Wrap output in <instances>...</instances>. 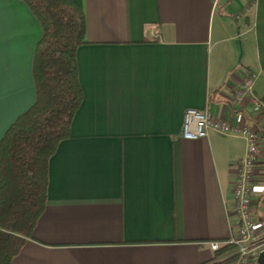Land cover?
I'll list each match as a JSON object with an SVG mask.
<instances>
[{"label":"crops","instance_id":"crops-1","mask_svg":"<svg viewBox=\"0 0 264 264\" xmlns=\"http://www.w3.org/2000/svg\"><path fill=\"white\" fill-rule=\"evenodd\" d=\"M82 100L48 160L44 209L10 264H232L239 136L181 137L187 108L264 134V0H74ZM41 25L0 0V139L35 100ZM253 74L248 93L241 80ZM264 232V137L253 179ZM254 264H259L258 261Z\"/></svg>","mask_w":264,"mask_h":264},{"label":"trees","instance_id":"trees-1","mask_svg":"<svg viewBox=\"0 0 264 264\" xmlns=\"http://www.w3.org/2000/svg\"><path fill=\"white\" fill-rule=\"evenodd\" d=\"M23 1L42 32L32 62L35 100L0 139V264H10L44 209L48 160L69 136L83 97L76 62L85 32L81 8L74 0ZM234 249L227 243L217 252Z\"/></svg>","mask_w":264,"mask_h":264},{"label":"built area","instance_id":"built-area-1","mask_svg":"<svg viewBox=\"0 0 264 264\" xmlns=\"http://www.w3.org/2000/svg\"><path fill=\"white\" fill-rule=\"evenodd\" d=\"M252 79L253 74L247 73L236 90L237 97L249 92ZM250 99L257 110H264V102L259 97L251 94ZM210 131L241 137L245 142V151L237 162V174L232 189L237 216L236 237L224 241L212 240L208 244L212 250H217L221 245L231 243L235 246L232 264H254L259 252L264 250V232H260L261 229L253 218L252 194L259 144L264 134L245 124L214 118L208 110L187 108L184 111L180 132L182 138L206 137Z\"/></svg>","mask_w":264,"mask_h":264},{"label":"water","instance_id":"water-1","mask_svg":"<svg viewBox=\"0 0 264 264\" xmlns=\"http://www.w3.org/2000/svg\"><path fill=\"white\" fill-rule=\"evenodd\" d=\"M257 261L259 264H264V250L259 252Z\"/></svg>","mask_w":264,"mask_h":264}]
</instances>
